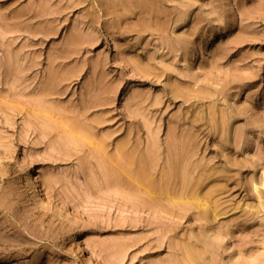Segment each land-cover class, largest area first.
I'll list each match as a JSON object with an SVG mask.
<instances>
[{"label":"rangeland","instance_id":"1","mask_svg":"<svg viewBox=\"0 0 264 264\" xmlns=\"http://www.w3.org/2000/svg\"><path fill=\"white\" fill-rule=\"evenodd\" d=\"M263 178L264 0H0V264H264Z\"/></svg>","mask_w":264,"mask_h":264},{"label":"bare ground","instance_id":"2","mask_svg":"<svg viewBox=\"0 0 264 264\" xmlns=\"http://www.w3.org/2000/svg\"><path fill=\"white\" fill-rule=\"evenodd\" d=\"M45 111H46V110H45ZM45 111H44V112H45ZM45 114L47 115L48 113H45ZM67 130H70V129L68 128ZM65 131H66V130H65ZM68 132H69V131H67V133H68ZM67 136H68V135H67ZM67 136H66V138H67ZM68 137H70V134H69ZM98 150H99V151H104L103 149H102V150L98 149ZM103 153H105V152H103ZM103 153H102V154H103ZM263 179H264V178H263ZM262 181H263V180H262ZM262 181H261V183H259V184L255 182V186H256V188H258V186H259L260 184H262ZM117 182H118V180H117ZM117 182H116V184H117ZM118 184H119V182H118ZM35 185H36V183L33 184V188H35ZM150 187H151V186H147V187H145V189H147V190L149 191V190H150Z\"/></svg>","mask_w":264,"mask_h":264}]
</instances>
